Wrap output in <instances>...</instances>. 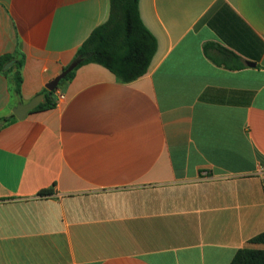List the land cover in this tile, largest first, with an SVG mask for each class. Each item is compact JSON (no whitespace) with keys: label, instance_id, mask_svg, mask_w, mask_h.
Wrapping results in <instances>:
<instances>
[{"label":"crops","instance_id":"obj_1","mask_svg":"<svg viewBox=\"0 0 264 264\" xmlns=\"http://www.w3.org/2000/svg\"><path fill=\"white\" fill-rule=\"evenodd\" d=\"M109 13L0 0V57L25 56L21 96L0 73V264H231L264 249L250 243L264 232V0H140L158 42L144 77L88 64L55 108L6 123Z\"/></svg>","mask_w":264,"mask_h":264},{"label":"trees","instance_id":"obj_2","mask_svg":"<svg viewBox=\"0 0 264 264\" xmlns=\"http://www.w3.org/2000/svg\"><path fill=\"white\" fill-rule=\"evenodd\" d=\"M108 20L97 27L79 48L74 61L79 66L65 79H69L80 67L98 64L108 69L118 81L128 84L144 77L158 50L155 36L144 24L140 14V0H109ZM214 45H205L206 53ZM229 59L241 61L237 55L224 50ZM25 56L21 51L0 57V73L10 82L14 92L22 95ZM220 65V63H217ZM10 65V66H9ZM56 91L43 90V101L35 110L53 109L57 105ZM16 120L15 116L6 123ZM50 191H43L45 195ZM251 244L264 245V232L250 240ZM231 264H264V249L246 247L240 249Z\"/></svg>","mask_w":264,"mask_h":264},{"label":"water","instance_id":"obj_3","mask_svg":"<svg viewBox=\"0 0 264 264\" xmlns=\"http://www.w3.org/2000/svg\"><path fill=\"white\" fill-rule=\"evenodd\" d=\"M80 62H81V60L74 61L72 63V65L67 70H65L60 76L55 78L51 83H49L47 85V89L49 91H56L58 89L60 81L63 80L64 78H66L68 76V74L73 72L79 66ZM248 65L252 66V67L255 66L254 63H248ZM43 99H44V96L43 95H39L38 97H36L32 101H30L28 104L22 105L15 112V117L18 120H24L31 111H33L34 109H36L40 105V103L43 101ZM3 125H4V122H0V128Z\"/></svg>","mask_w":264,"mask_h":264},{"label":"built area","instance_id":"obj_4","mask_svg":"<svg viewBox=\"0 0 264 264\" xmlns=\"http://www.w3.org/2000/svg\"><path fill=\"white\" fill-rule=\"evenodd\" d=\"M65 96L63 94H59L58 100H57V105L60 103V101L64 100ZM264 169V167H263ZM204 178H208V174L206 172L203 173Z\"/></svg>","mask_w":264,"mask_h":264}]
</instances>
